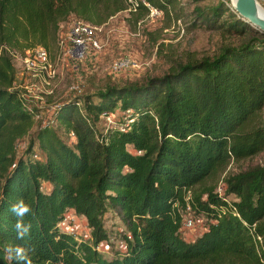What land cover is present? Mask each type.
Returning a JSON list of instances; mask_svg holds the SVG:
<instances>
[{"label":"trees","instance_id":"obj_1","mask_svg":"<svg viewBox=\"0 0 264 264\" xmlns=\"http://www.w3.org/2000/svg\"><path fill=\"white\" fill-rule=\"evenodd\" d=\"M144 1L166 12L177 0ZM130 2L0 0V264H264V164L227 176L222 195L200 185L216 167L264 150V121L257 118L264 35L224 2L197 9L195 17L229 35L257 37L141 84L67 96L53 119L71 140L45 123L16 153L35 112L12 85L9 52L55 45L69 16L99 25ZM107 115L110 126L96 128ZM17 200L32 208L24 239L9 211ZM185 203L206 221L192 240L180 233ZM68 209L85 218L87 240L59 227ZM107 209L124 227V250L103 257L95 247L108 238ZM9 246L23 248L25 258L9 259Z\"/></svg>","mask_w":264,"mask_h":264},{"label":"rangeland","instance_id":"obj_2","mask_svg":"<svg viewBox=\"0 0 264 264\" xmlns=\"http://www.w3.org/2000/svg\"><path fill=\"white\" fill-rule=\"evenodd\" d=\"M220 1L228 4L232 10V0H177L166 12L159 10L158 15L149 17L144 0H131L125 10L96 25L98 28L96 38L100 49L90 60L77 62L76 66L72 67L62 59L57 42L44 48L56 72L48 85L44 83L42 73L26 70L17 58L10 55L14 68L12 85L20 91L35 112L32 128L27 135L16 141V153H20L25 148L34 130L45 123L51 125L58 134L71 140L53 119L54 107L58 101L67 96L93 97L109 86L141 84L148 78L161 76L176 64L204 57L211 58L226 46L237 47L249 38L257 37L252 31L243 35H229L221 28L208 27L207 22L199 21L195 17L197 9L211 7ZM256 2L264 10V0H256ZM120 57L132 59L136 67L125 69L119 74H111L112 60ZM108 116L110 121L106 116H100L95 123L96 128L103 130L110 126L113 115ZM257 118L259 121H264V105L258 111ZM262 164H264V150L216 167L200 185L213 186L214 192L222 195L225 188L224 179L227 176ZM226 198L232 199L233 196L227 195ZM185 217L186 213L183 214L182 219L184 220ZM205 223L202 215L191 214V226L180 228L182 238L192 240L203 230ZM102 224L108 238L98 243L95 249L103 257H109L115 251L122 252L124 243L121 233L124 227L116 210L107 209L103 214ZM58 225L82 240L90 237L91 229L85 218L70 209L63 213Z\"/></svg>","mask_w":264,"mask_h":264},{"label":"built area","instance_id":"obj_3","mask_svg":"<svg viewBox=\"0 0 264 264\" xmlns=\"http://www.w3.org/2000/svg\"><path fill=\"white\" fill-rule=\"evenodd\" d=\"M146 10L148 11L149 17L158 15L159 13V9L147 3ZM97 30L96 25H90L73 17L65 20L61 24L57 35V44L60 47L62 59L72 67H75L77 62L81 61L80 63H82V61L90 60L92 55L100 49L99 41L96 38ZM9 53L17 58L26 70L42 73L46 85L56 75L48 58L47 51L41 46L27 49L23 53L14 51H10ZM135 67L136 63L132 59L120 57L112 60L110 73L119 74L125 69ZM106 117L110 121V117L108 115ZM69 136L72 138L73 135L71 132ZM184 212L186 213V217L184 220L182 219L181 226L189 228L191 226V211L187 203H185ZM256 239L259 240L258 237Z\"/></svg>","mask_w":264,"mask_h":264},{"label":"clouds","instance_id":"obj_4","mask_svg":"<svg viewBox=\"0 0 264 264\" xmlns=\"http://www.w3.org/2000/svg\"><path fill=\"white\" fill-rule=\"evenodd\" d=\"M9 211L16 218L13 228L17 233V238L24 239L28 237L31 233L32 224L30 222L26 223L24 218L30 216L32 213L30 205L26 204L23 200H17L10 205ZM5 251L9 259L20 261L25 258V250L21 247L9 246Z\"/></svg>","mask_w":264,"mask_h":264},{"label":"water","instance_id":"obj_5","mask_svg":"<svg viewBox=\"0 0 264 264\" xmlns=\"http://www.w3.org/2000/svg\"><path fill=\"white\" fill-rule=\"evenodd\" d=\"M231 7L237 17L264 35V15L256 0H234Z\"/></svg>","mask_w":264,"mask_h":264},{"label":"bare ground","instance_id":"obj_6","mask_svg":"<svg viewBox=\"0 0 264 264\" xmlns=\"http://www.w3.org/2000/svg\"><path fill=\"white\" fill-rule=\"evenodd\" d=\"M232 4H234V0H232ZM260 9H261L262 14L264 15V10L262 8Z\"/></svg>","mask_w":264,"mask_h":264}]
</instances>
